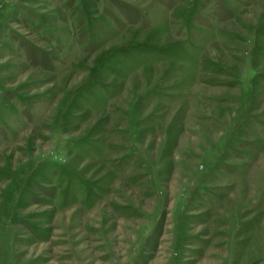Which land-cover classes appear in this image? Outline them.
I'll return each instance as SVG.
<instances>
[{
    "label": "rangeland",
    "instance_id": "rangeland-1",
    "mask_svg": "<svg viewBox=\"0 0 264 264\" xmlns=\"http://www.w3.org/2000/svg\"><path fill=\"white\" fill-rule=\"evenodd\" d=\"M0 264H264V0H0Z\"/></svg>",
    "mask_w": 264,
    "mask_h": 264
}]
</instances>
